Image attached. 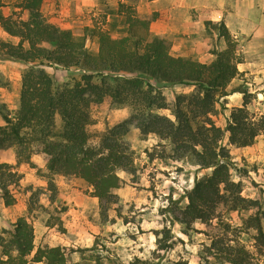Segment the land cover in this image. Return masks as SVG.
Returning <instances> with one entry per match:
<instances>
[{"label": "trees", "instance_id": "trees-1", "mask_svg": "<svg viewBox=\"0 0 264 264\" xmlns=\"http://www.w3.org/2000/svg\"><path fill=\"white\" fill-rule=\"evenodd\" d=\"M44 0H22L25 19H14L0 13V27L18 37L17 43L0 41V53L25 66L20 72L19 103L13 116L0 104L5 124L0 126V150L14 148L17 162L38 155L49 172L74 176L90 187L97 197L103 221L117 202L112 191L120 184L117 170L133 172V155L127 139L131 127L139 138L150 133L166 140L157 156L187 161L200 168H211L186 192V203L173 218L186 231L200 221L210 224L217 219L219 232L204 245L203 264H258L253 254L237 239L244 230L253 231L255 250L264 249V204L242 194L244 182L250 178L242 170L234 178L228 148L222 144L225 131L228 143L237 147L251 145L264 132V114L252 116L247 109L248 92L242 93L240 106L230 110L225 128L216 125L211 115L220 98L230 94L229 82L240 74L238 44L223 20H205L204 33L222 37L225 47L213 50L214 58L206 63L191 57L170 53L166 40L150 29L151 18L136 14L135 9L119 3L125 16V34L113 37L101 28H86L83 36L49 22L41 12ZM96 36L98 48L85 46V35ZM52 62L63 68H78L63 81L44 68ZM167 85L191 88L187 94H175L168 100L163 93ZM108 98L113 107H126L127 116L102 132L99 143L88 142L87 125L90 107ZM168 109L173 118L158 113ZM1 172L13 176L7 164ZM251 179V178H250ZM253 183V180H251ZM5 205L13 203L6 183L0 186ZM220 206L247 212L241 225L232 226L221 220ZM0 236V264H78L69 259L77 252L81 258L92 247H34V230L30 221L20 215L10 229ZM155 253L172 247L174 234L166 225L156 230ZM100 264L99 255L91 256ZM155 264H188L183 258L165 259L156 256ZM90 259V258H89Z\"/></svg>", "mask_w": 264, "mask_h": 264}, {"label": "rangeland", "instance_id": "rangeland-1", "mask_svg": "<svg viewBox=\"0 0 264 264\" xmlns=\"http://www.w3.org/2000/svg\"><path fill=\"white\" fill-rule=\"evenodd\" d=\"M21 1L0 0V13L14 19H25L26 11L20 7ZM94 1L97 0H44L41 12L49 22L70 29L75 35L83 36L86 28L105 29L113 37L124 35L126 24L124 14L118 10L120 2L116 8L113 7L115 17H107L102 11L97 12V5H92ZM136 14L139 15L137 11ZM202 35L206 42L203 52L196 51V56L190 53L179 56L208 63L214 58L213 50L225 47L222 37L206 34L204 30ZM231 36L238 44L237 52L242 60L246 55L242 49L246 36ZM2 40L17 43L18 37L9 35L0 27ZM166 43L173 54L174 46ZM85 46L96 51L97 37L86 34ZM24 66L0 53V104L5 105L10 116L18 108L20 72ZM43 66L58 82L65 80L69 73L80 72L78 68L66 69L52 62ZM253 80L240 73L229 82L227 90L230 94L220 98L215 113L211 115L216 125L224 129L230 110L241 105L240 90L249 94L248 112L254 117L264 114L263 87H258ZM162 90L171 100L175 94L189 93L191 88L167 85ZM157 111L173 118L168 109ZM127 113L126 107H113L108 98L92 104L90 122L86 127L89 144L97 145L102 132L123 120ZM4 124L0 114V126ZM227 135L225 131L222 144L229 150L232 167L239 168L232 170L234 178L237 179L239 173L243 174L242 170H247L251 178L244 182L242 194L264 204V132L258 134L251 145L243 147L228 143ZM127 139L133 152L134 170H117L120 184L112 190L117 202L109 208L106 221L100 218L98 199L90 193L91 187L86 182L74 176L49 172L36 154L17 162L14 148L0 150V164H7L15 172L13 176H7L1 173L6 171L0 170V186L6 183L13 197V203L5 205L0 195V236L5 235L4 228L10 229L16 218L23 215L33 226L35 248L45 245L92 247L83 258L77 252L69 254V259L78 264H95L91 259L94 254L99 255L100 264H155L158 255L165 259L183 258L188 264H203L200 259L203 247L213 234L219 232L217 219L210 224L196 221L191 229L185 231L173 218L186 203V192L197 179L209 174L211 168L159 158L157 154L167 141L154 133L140 139L138 130L131 127ZM217 213L221 220L232 226L241 225L242 218L247 216L245 211L229 210L226 206H220ZM164 225L174 234V242L171 248L155 253V232ZM252 235V230H244L238 233L237 239L255 254L258 264H264V249L261 252L255 250Z\"/></svg>", "mask_w": 264, "mask_h": 264}, {"label": "crops", "instance_id": "crops-1", "mask_svg": "<svg viewBox=\"0 0 264 264\" xmlns=\"http://www.w3.org/2000/svg\"><path fill=\"white\" fill-rule=\"evenodd\" d=\"M119 2L132 5L142 17L155 14L150 29L174 46L175 55L203 52V22L223 20L233 36H246L242 44L246 55L237 68L264 93V0H97L92 5H97V12L115 17L113 7Z\"/></svg>", "mask_w": 264, "mask_h": 264}]
</instances>
